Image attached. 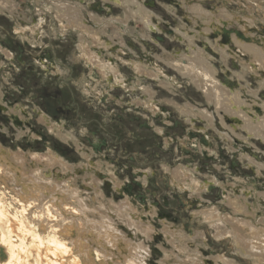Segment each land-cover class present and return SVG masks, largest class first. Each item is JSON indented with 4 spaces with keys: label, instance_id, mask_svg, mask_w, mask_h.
I'll use <instances>...</instances> for the list:
<instances>
[{
    "label": "rangeland",
    "instance_id": "obj_1",
    "mask_svg": "<svg viewBox=\"0 0 264 264\" xmlns=\"http://www.w3.org/2000/svg\"><path fill=\"white\" fill-rule=\"evenodd\" d=\"M41 1L44 4L36 3L35 6L32 5V0L15 1L14 8H17L14 11L15 17L0 15V45L4 50L7 49L10 54L12 53L11 59L0 54V94L2 91L0 97L1 100L3 99V103H0L3 106L0 107L5 108L7 104H10L12 107L9 108L10 110L15 108L24 110V123L21 126L17 122L15 124L6 121L9 114L0 110V145L12 151L20 150L35 154L50 150L63 158L71 167L73 166L76 171L78 170L81 173L79 175L81 180L92 177L101 178L99 187L105 199L112 200L115 204L127 202L135 216H139L141 220L145 219L141 222L153 231V237L144 241L146 246L144 261L147 264H159L163 261L172 262L170 264L181 262V264H190L193 260H197L199 264H229L226 261L222 262L223 258L232 261L233 264H256L255 258L238 252L234 244L226 240L227 236L215 237L216 229L204 222L199 212L214 207L221 208L218 211L220 214L233 216L231 208L225 202V197L239 198L248 208L245 206L246 211L238 213V217L252 224H260L259 220L264 217V168L258 167L261 165L260 158L264 159V143L258 138H252L249 142L251 144L246 145L239 137L236 138L238 142L231 143L253 152L251 155L248 154V160L254 163L251 165H248L247 159L240 158V152L236 148L229 151L226 143L218 138L212 129L208 130L211 142L204 139L207 145L210 144V151H207L205 155L195 148L188 152L182 150L180 141L189 132V128L184 119H180L182 117L178 114V110L170 103L174 102L178 106L190 103L200 110L205 109L214 114L215 110L209 106L202 93L190 81L182 78L176 70L158 58L171 59L177 53L179 55V53L187 52L186 45L172 38L170 33L177 22L181 23V20L185 22L186 17L189 18V15L185 14L181 8V4H178V0H143L148 10L156 14L158 21L154 18L155 23L159 22L166 32L156 33L157 37L163 39L157 40L156 44L148 40L153 45L151 51L142 49L144 47L138 43V40L141 41V27L132 20L129 22L131 31H128V36H124V39L128 44L132 43L133 49H130L128 44L124 48H119L117 46L119 43L115 42L116 48L113 46L104 52L107 59L114 65H118L119 72L127 81L126 86L114 90L107 88L109 95L104 98L105 102L102 97L106 96L108 90H105L104 84L100 83L99 79L97 81L91 79L90 70L83 66L81 61L82 51L79 49L82 45L81 38L72 30L64 31L56 20L48 16L49 12L44 7L48 1ZM200 1L206 3L204 7L208 10L217 3L223 4L221 1L215 3L211 0ZM226 1H229L226 4L229 10L239 14L237 1ZM79 2L84 6L85 17L97 12L96 16L110 20L111 17L119 19L124 14V10L112 2L109 4L112 7L111 11L101 5L102 2L99 6L101 9L95 8L93 11L95 4H98L100 0H79ZM257 2L258 0L241 2L246 14H255L253 15L255 18L249 19L246 16L242 19L247 20L248 23H252L250 21L252 19L255 23V25L252 24L255 33H257L256 29L264 33V23L260 25L264 21L262 19L264 14L261 13L263 10L257 13L256 7L254 11L247 8L251 4L256 6ZM259 2L264 5V0ZM166 6L173 8L176 14L165 10ZM39 17L43 18L42 28H38L39 34H26L28 37L37 39L18 38L16 31H13L15 26L26 30L38 22ZM258 21L261 23H257ZM93 27L97 29V26ZM236 28L232 27L229 30H236ZM262 36L264 37V34ZM104 39L107 38L104 36ZM201 44L197 41L200 48L203 47ZM51 45L58 59L63 64L70 65L63 69L65 73L59 71L61 76L57 74L58 67H50L48 60L43 58L52 56ZM213 56L215 58V55ZM227 61L223 65L217 58L212 60L217 70V80H221L226 88H228L227 81L232 84L234 82L235 91L241 88L258 91L259 100L256 97V104L264 103V90L260 89L262 83L259 78L248 72L245 74L246 78L242 79L241 76L244 74L241 73L240 63L233 58ZM244 61L248 63L246 58ZM131 62L141 63L155 72L161 69L163 73L160 77L170 82L174 81L173 87L170 86L168 91L162 88L160 83L148 77L137 76L139 80L142 79L137 80ZM67 68L71 69L70 73L67 72ZM140 84L149 86L157 92L154 94L155 100L159 101L158 103L164 109L159 115H166L167 122L151 118L145 110L139 112L135 110L136 106L132 105L133 102L145 98L141 94ZM85 88H88L91 94L94 93L93 95L98 93L95 91L98 89L104 96L91 97ZM245 97L250 99L248 94H245ZM167 100L173 102L165 103ZM37 109L49 115L53 122H58L63 128V135L69 134L79 143L85 155L84 158L80 156L77 145L71 140L66 143L56 135L48 133L38 121L42 113ZM20 116L23 118V114ZM62 116L65 118L63 119ZM195 124L199 128H204L206 125L200 121H196ZM160 127L166 131L165 140L170 141L167 144L168 147L164 141L155 138L153 131L156 128L161 129ZM19 129H23L24 133L19 135ZM31 130L38 134L37 137ZM200 131L194 132L201 135L202 131ZM237 132L242 134L244 139L250 140L245 136L244 131L237 129ZM155 133L159 136L157 132ZM97 142L101 143L99 149L94 147ZM253 155H257L259 160ZM262 165L264 167V164ZM178 167L193 171L195 180L204 185L205 191L200 194L192 193V191L186 193V188L180 189L179 185H172L168 176L172 177L173 181L178 179L176 177H179V174L173 172ZM105 168L107 171L103 172L101 169ZM165 169H168L169 173ZM96 173L100 175V178L95 176ZM138 173L143 176L139 177ZM145 174L147 180H144ZM210 180L215 182L214 186L207 185ZM179 183L182 184V182ZM194 187L192 186V189ZM236 187L237 193L233 190ZM190 196L193 197L190 198ZM171 231L177 233L178 241L173 244L172 242L170 244ZM243 235L248 237L246 231Z\"/></svg>",
    "mask_w": 264,
    "mask_h": 264
},
{
    "label": "bare ground",
    "instance_id": "obj_2",
    "mask_svg": "<svg viewBox=\"0 0 264 264\" xmlns=\"http://www.w3.org/2000/svg\"><path fill=\"white\" fill-rule=\"evenodd\" d=\"M15 1L19 0H0V15L15 17L14 11L17 10L14 8ZM47 1L44 7L49 12L48 16L56 20L64 31L72 30L81 38L82 45L79 49L82 51L83 66L90 70L91 79L95 81L99 79L100 83L104 84L105 90L110 88L114 90L127 84L119 72L118 65H114L111 60L107 59L104 52L113 46L115 47V42L119 43L117 45L119 48L126 47L128 43L124 36L128 34L131 28L129 26L130 21L133 20L141 27V41L138 40V43L144 47L142 49L151 51L153 45L148 40H152L156 44L157 40L161 39L157 37L156 33H166L159 22L155 23L156 14L148 10V6L143 0H100L98 4H95L93 11L95 8L101 9L99 7L101 2L103 3L101 5L110 11L112 10L111 5H109L111 2L124 10L123 17L119 19L111 17L110 20L96 16L97 12H95V16L89 14L88 17H85L84 6L79 0H72L74 2L67 0L64 2L63 0ZM211 1L214 3L221 1L223 4L217 3L208 10L204 7L206 3L200 0H178V4H181V8L185 14L189 15V18L186 17V23L183 20L181 23L177 22L170 33H172V38L186 45L187 52L186 54L184 52L179 53V55L177 53L171 59L158 58L176 70V73L182 78L190 81L202 93L209 106L214 108L216 116L214 112L210 113L205 109L204 111L200 110L190 103L183 106L175 105L173 101L168 100L165 103L173 102L170 104L178 110V114L182 117L180 119H184L189 128V132L180 141L182 150L188 152L195 148L205 155L207 151H210V144L204 147L199 138L203 137L210 143L211 138L208 130L212 129L218 138L226 143L229 151L236 148L240 152V158L248 160V154L251 155L253 152L231 143L238 142L237 137L242 139L246 145L251 144L249 142L252 138H258L264 143V103L256 104L258 91H250L249 88H241L235 91L234 82L232 84L229 81H227L229 89L226 88L221 80H217V70L212 60L217 58L225 65L229 58L236 59L242 67L241 73L244 74L241 78L245 79V74L251 72L252 75L259 78L262 83L260 89L264 90V37L262 36L264 33L257 31V29V33H255L252 28L255 23L252 19L250 20L252 23L242 19L246 16L249 19L255 18L253 16L255 14L245 13L241 3L244 0H234L239 4V14L229 10L226 5L229 1ZM259 1L256 6L251 4L252 7L247 8L254 11L256 7L257 13L263 10L261 13L264 14V5ZM36 3L44 4L41 0H32L33 6ZM165 10L176 14L171 7L166 6ZM42 20L43 18L39 17L38 22L26 30L20 26H15L13 31H16L15 34L19 36L18 38H29L27 33L30 35L39 34L38 28H42ZM257 23L261 22L258 21ZM263 23L264 21L260 25ZM92 26H97V29L92 28ZM232 27L237 28L230 31L229 29ZM104 36L107 38L106 40ZM225 36L227 39L224 43L222 40ZM29 39L35 40L37 38L30 37ZM197 41L202 43V48L197 45ZM128 45L130 49H133L132 43ZM0 54L12 58L11 54L7 53V49L4 50L1 45ZM244 58L247 59L248 63H245ZM131 65L134 66L136 77L153 79L154 82L160 83L161 87L168 91L173 87L174 81L170 82L160 77V74L163 73L161 69L155 72L141 63L135 62L133 64L131 62ZM56 70L59 75L61 70ZM137 80H139L138 77ZM140 86H142L141 94L145 98L133 102L132 105L136 106L135 110L138 112L145 110L151 118L161 119L164 123L167 122L166 115H159L164 109L158 103L159 101L155 100L154 94L157 92L149 86L145 87L142 84ZM85 90L91 97L103 95L98 89L95 90L98 92L96 95L91 94L88 88ZM245 94L250 95L249 100ZM108 95L109 90L106 96L103 95V101ZM0 103H3L1 97ZM0 108L9 114L6 121L15 124L17 122L20 126L24 123L23 109L10 110L9 108H12L10 104H7L5 108ZM22 114L23 118L20 116ZM49 117L46 114H40L39 122L50 135L54 134L66 143L69 140L75 143L80 156L84 158L85 155L82 153L79 143L71 135L66 133L63 135V128L60 124L53 122ZM196 121L206 123V125L204 128H199L195 124ZM160 128L159 130L156 128L157 131L154 130L153 133L156 135V140L164 141L167 146L170 141L165 140L166 131L162 130V127ZM237 129L244 131L245 136L250 140L244 139L243 135L237 132ZM31 131L37 137L38 134L34 130ZM194 131H200L201 135ZM23 133V129H19L18 134ZM100 146V142L94 145L96 149H99ZM213 153L217 154L214 151ZM88 154L92 156L91 153ZM253 156L259 160L257 155ZM248 161V165L254 164L252 160L249 159ZM260 163L258 168H264L262 165L264 159L260 158ZM101 170L107 171L106 168ZM165 171L169 173L168 169ZM173 172L179 174V177H176L178 179L174 181L172 177L166 174L172 185H179L180 189L186 188V193L192 191V193L200 194L205 191L203 190L204 185L195 180L193 171L178 167ZM79 175L81 173L78 170L76 171L73 166L71 167L63 158L50 150L46 153L35 154L20 150L12 151V149H6L0 145V264H147L144 261L146 253L144 241L153 237V231L144 222H141L145 219L142 218L141 220L138 218L139 216H135L127 202L115 204L112 200L105 199L101 193V187H99L101 178L97 173L95 176L100 179L93 177L89 179L86 177L87 179H85L84 177L85 180H81ZM138 175L139 177L143 176L139 173ZM86 176L89 175L86 174ZM114 180L117 182L116 178ZM144 180H147L146 174ZM111 181L113 182V180ZM213 183L215 182L210 180L207 185L214 186ZM192 186L195 187L192 189ZM233 190L235 193L238 192L237 187ZM192 193L191 195H193ZM225 198L233 216L220 214L218 211L221 208H207L208 206L199 214L202 215L204 222L216 229L215 237L227 236L226 240L234 244L238 252L255 258L256 264H264V217L259 220V225L240 219L238 213L246 211V204L245 207L239 198L233 199L228 196ZM188 204L191 203L188 202ZM244 231L248 233V237L243 235ZM176 234L171 231L170 244L178 241ZM221 261L233 264L228 259L223 258ZM170 263L172 262L163 261L159 264ZM190 264L199 263L197 260H193Z\"/></svg>",
    "mask_w": 264,
    "mask_h": 264
},
{
    "label": "flooded vegetation",
    "instance_id": "obj_3",
    "mask_svg": "<svg viewBox=\"0 0 264 264\" xmlns=\"http://www.w3.org/2000/svg\"><path fill=\"white\" fill-rule=\"evenodd\" d=\"M46 22V21H45ZM239 34V33H238ZM240 35V34H239ZM226 36L223 38V42L225 43L226 42ZM160 40V39H159ZM51 50H53V52L51 53V55L52 56H50V58L49 57H47V58H45V57H43L45 60L47 59L48 60V62H49V66L50 67H52V68H54V67H58V69L59 70H61V71H63V69H65L66 68V66L67 67H69L70 65H65V64H63L62 63V61L60 60V59H58V57H57V53L54 51V48L52 47V45H51ZM11 52V51H10ZM7 53H9L8 51H7ZM10 54V53H9ZM11 55H12V53H11ZM14 55V54H13ZM54 66V67H53ZM68 69V68H67ZM53 70V69H52ZM69 71H71V69L69 68L68 69V73H70ZM64 72V71H63ZM65 73V72H64ZM56 76V75H55ZM1 93H2V91H1ZM2 95V94H1ZM0 106H3V105H0ZM1 109V108H0ZM38 110V109H37ZM38 111H40V110H38ZM1 112V111H0ZM43 115H45L46 113H44V112H42V111H40ZM46 116L47 117H49L47 114H46ZM38 116L36 115V118H37ZM50 118V117H49ZM62 118L64 119L65 118V116H62ZM38 121H39V118H38ZM200 139V143L201 144H203V146L205 147V146H207V144H206V142H204V138H202V137H200L199 138Z\"/></svg>",
    "mask_w": 264,
    "mask_h": 264
}]
</instances>
